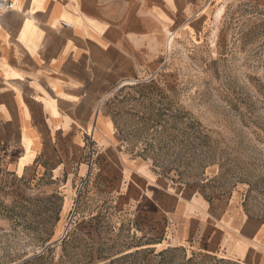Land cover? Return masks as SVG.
Listing matches in <instances>:
<instances>
[{
  "label": "crops",
  "instance_id": "0c3cea01",
  "mask_svg": "<svg viewBox=\"0 0 264 264\" xmlns=\"http://www.w3.org/2000/svg\"><path fill=\"white\" fill-rule=\"evenodd\" d=\"M11 1L0 17V169L21 183H50L71 208L92 132L119 211L147 247L264 264L262 217L205 183L157 175L127 153L103 110L115 88L155 69L207 0Z\"/></svg>",
  "mask_w": 264,
  "mask_h": 264
},
{
  "label": "rangeland",
  "instance_id": "374dc122",
  "mask_svg": "<svg viewBox=\"0 0 264 264\" xmlns=\"http://www.w3.org/2000/svg\"><path fill=\"white\" fill-rule=\"evenodd\" d=\"M200 10L159 66L115 88L103 110L127 153L157 175L205 183L264 219V0H207ZM88 139L71 208L50 183L0 169V264H234L147 247Z\"/></svg>",
  "mask_w": 264,
  "mask_h": 264
},
{
  "label": "built area",
  "instance_id": "2783aa9c",
  "mask_svg": "<svg viewBox=\"0 0 264 264\" xmlns=\"http://www.w3.org/2000/svg\"><path fill=\"white\" fill-rule=\"evenodd\" d=\"M12 9H14V3L11 0H0V17L5 11Z\"/></svg>",
  "mask_w": 264,
  "mask_h": 264
},
{
  "label": "bare ground",
  "instance_id": "6f19581e",
  "mask_svg": "<svg viewBox=\"0 0 264 264\" xmlns=\"http://www.w3.org/2000/svg\"><path fill=\"white\" fill-rule=\"evenodd\" d=\"M222 12H223V8L218 11L216 18H220Z\"/></svg>",
  "mask_w": 264,
  "mask_h": 264
}]
</instances>
